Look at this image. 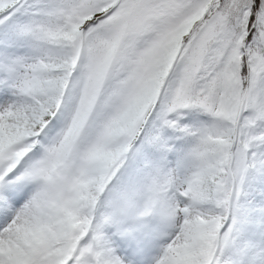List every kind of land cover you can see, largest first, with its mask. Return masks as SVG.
Returning a JSON list of instances; mask_svg holds the SVG:
<instances>
[{
    "label": "snow or ice",
    "instance_id": "obj_1",
    "mask_svg": "<svg viewBox=\"0 0 264 264\" xmlns=\"http://www.w3.org/2000/svg\"><path fill=\"white\" fill-rule=\"evenodd\" d=\"M0 264H264V0H0Z\"/></svg>",
    "mask_w": 264,
    "mask_h": 264
}]
</instances>
